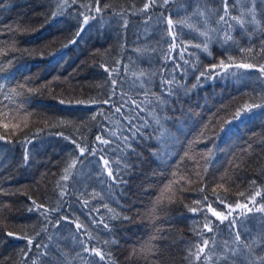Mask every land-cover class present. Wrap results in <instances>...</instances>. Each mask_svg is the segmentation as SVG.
Segmentation results:
<instances>
[{
    "label": "trees",
    "instance_id": "trees-1",
    "mask_svg": "<svg viewBox=\"0 0 264 264\" xmlns=\"http://www.w3.org/2000/svg\"><path fill=\"white\" fill-rule=\"evenodd\" d=\"M262 65L264 0H0V264H264Z\"/></svg>",
    "mask_w": 264,
    "mask_h": 264
},
{
    "label": "snow or ice",
    "instance_id": "snow-or-ice-1",
    "mask_svg": "<svg viewBox=\"0 0 264 264\" xmlns=\"http://www.w3.org/2000/svg\"><path fill=\"white\" fill-rule=\"evenodd\" d=\"M155 2H156V0H152V3H153V4H154ZM164 3H167V0H164ZM148 7H149V5H148V4H145V9H147ZM96 11L99 12V11H101V9H100L99 7H97V8H96ZM225 14H227V0H225ZM224 19H225L224 16H221V17H220V20H221V21H223ZM234 19H235V18H234ZM87 22H88V17L85 16V17H84V23L87 24ZM167 23H168L170 26L173 25V21H172V19L169 18L168 21H167ZM200 35H202V36H207L208 33H207V32H201ZM230 39H231L230 36L226 37V40H230ZM196 47H200V45H196ZM204 48H205V50H207V44L204 45ZM221 65H223V61L221 62ZM238 67L253 68V67H255V66H254V65H251V64H244V65H238ZM106 71H107V69H106ZM259 71L262 72V73H264V65L260 66ZM113 83H115V81H113ZM107 102H108V101H105V103H107ZM61 103H63V101H61ZM251 107H261V106H260V105H246V106H245L246 109H249V108H251ZM117 111H119V108H117ZM236 115H237V117H239V116H240V112H237ZM0 139H3V137H0ZM97 140L100 141L101 143H104V144H107V143H108V141L103 140L101 137H97ZM77 147L79 148L80 146L77 145ZM80 152H81V154H83V153L85 152V149H84V148H80ZM101 159H103V158L101 157ZM74 163H75V162H73V165H70V167H71V166H74ZM103 163H104L105 169L107 170V175H108L109 177H111L113 180H116L117 177L113 175V172H112L111 168L109 167V161H108V160H103ZM66 171H67V170H66ZM67 178H68L67 175H65V176H64V179H67ZM253 183H254V182H253ZM201 191H203V189H201ZM241 195H243V194H241ZM255 195H256V196H259V195H260V192L257 191V192L255 193ZM204 199L207 200V197H205ZM217 199L220 201V203H224V200H223L222 198L217 197ZM251 202H252V203H255V197H252V198H251ZM226 207H228V208L230 209V211H228L227 214H225V213L222 212V211H217L216 209H214V208L211 207L210 205L208 206L207 211L210 212V213L212 214V216H215L217 219H219L221 222L224 221V220H226V219H228V217L231 216L232 213H233L234 211H236V209H241V208H243V209H246L247 212H251V211H252V208H249L247 203L241 204V203H238V202H237V203L235 204V207H234V208H233L231 205H226ZM29 210L31 211V209H29ZM191 210H192L193 212L197 211V209H191ZM257 211L264 212V206H261L260 208H258ZM206 218H207V217H206ZM212 225H213V222L211 221V219H208V220H207V223H205V225H204V228L207 229L208 231H212V230H213V226H212ZM235 225H236V220H235V219L231 220L229 226L234 228ZM81 227H82V226H81L80 224H77V225H76V228H77V229H80ZM105 227H107V226L105 225ZM9 235H12V233H9ZM23 238H24V239H27L29 244L32 243V240H31V239H28L27 237H23ZM235 242H236V243H240V233H239V231L236 232V235H235ZM203 245H204V246L199 247L198 253H197L196 256H195V258H196L197 260H199V259L201 258V255L204 253V251H205V247L208 245V241H207V240H204V241H203ZM84 251H85V252H88L89 249H88V248H85ZM91 252H93L96 256H98V257L100 258V260H104V259H105V256H104V254H103L101 251H99V250L93 248V249H91ZM233 255H236L235 251H233ZM262 259H264V258H262Z\"/></svg>",
    "mask_w": 264,
    "mask_h": 264
}]
</instances>
